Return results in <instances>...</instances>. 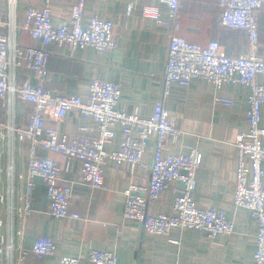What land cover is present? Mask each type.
I'll list each match as a JSON object with an SVG mask.
<instances>
[{"label":"crops","instance_id":"1","mask_svg":"<svg viewBox=\"0 0 264 264\" xmlns=\"http://www.w3.org/2000/svg\"><path fill=\"white\" fill-rule=\"evenodd\" d=\"M74 2L53 0L52 10L57 22L69 16ZM131 3L134 7L129 13ZM146 3L156 4V1L88 0L86 15L97 14L114 22L118 48L98 51L93 46L71 48L50 44L47 75L41 78L19 67L17 82L28 76L33 84H41L54 94L84 96L92 78L119 82L122 95L118 107L136 108L143 116H150L163 91L171 33L169 28L142 17L140 6ZM41 5L39 0H18L14 7L15 23L23 22L26 7ZM0 9L4 20L10 19L11 5L7 0H0ZM163 14L167 15V11ZM178 15L176 35L200 44L215 39L228 54L247 52L246 31L222 24L219 0H181ZM256 15L260 53L264 57V5ZM16 38L24 45L38 43L25 31H17ZM258 80L264 82V74L259 75ZM247 94V88L226 84L219 95L231 98L232 106L214 105L212 83L205 78H195L189 87L173 85L163 98L176 126L182 130L177 140L165 142L164 151L175 154L197 148L202 160L196 174L194 200L203 208H223L226 216L235 222L232 234H219L214 238L198 230L179 228L173 229L169 236L150 234L143 231L139 221L124 217V189L131 179L147 183L148 169L137 166L129 174L128 164L116 168L114 162L108 160L104 168L106 189H93L79 178V162L42 148L38 149L40 155L51 156L62 164L70 161L63 179L74 183L70 208L81 217L69 219L51 215L46 188L39 179L33 191L32 214L23 215L29 142L4 130L0 136V264H59L61 255H85L90 248L115 251L119 264H253L256 219L250 211L233 205L238 155L235 141L245 128ZM32 109L16 95L0 98V120L13 126L26 124ZM46 120L69 136L78 134V125L89 123L77 111L61 120L49 116ZM261 124L264 126V106ZM114 130L112 142L105 146L110 151L119 148L122 138L121 127L115 126ZM153 150L151 140L143 156L145 161L151 160ZM180 185L179 181L172 182L150 206L151 212L172 213ZM40 235L56 241V253L43 258L32 253L22 256ZM82 264L92 263L83 260Z\"/></svg>","mask_w":264,"mask_h":264},{"label":"built area","instance_id":"2","mask_svg":"<svg viewBox=\"0 0 264 264\" xmlns=\"http://www.w3.org/2000/svg\"><path fill=\"white\" fill-rule=\"evenodd\" d=\"M11 5L10 19L3 18L0 9V98L18 96L32 106V112L21 126H13L0 120V136L8 129L20 139L29 142V158L25 174V190L22 195L21 213L32 214V197L36 179L45 185L51 215L79 219L71 210L70 201L74 183L63 179V172L70 161L62 164L51 156L38 153L42 148L79 162V178L93 189H106L105 166L112 160L116 168L129 165V174L139 166L149 170L147 183L130 180L124 189L126 219L139 221L143 231L169 236L175 228L198 230L214 238L219 234L230 235L235 222L226 216L223 208H203L194 200L196 174L202 154L197 148L179 153H166L165 142L177 140L182 130L176 126L164 97L173 85L189 87L195 78H205L214 88V105L232 106L231 98L219 95L226 84H237L248 89L245 128L236 136L237 167L233 205L251 212L257 222L256 250L253 264H264V126L261 124L264 106V82L258 80L264 74V57L260 53L259 25L256 11L264 0H219L221 22L225 26L243 29L247 33L248 49L240 55L228 54L221 44L209 40L206 44L190 42L176 35L179 28L178 11L181 0H155L156 4L140 6L143 18L169 28L171 38L168 59L163 74V91L150 116H143L133 108L118 107L122 86L119 82L92 78L87 94H54L41 84H33L30 77L19 83L16 70L24 67L38 77L48 73L51 51L48 45L86 48L98 51L118 48L114 34V22L97 14L86 15L88 0H75L70 14L57 22L52 10L53 0H39L41 6H28L23 22L15 23L14 7L18 0H7ZM134 5H128L130 13ZM167 11V15L163 11ZM7 28V29H6ZM17 31H26L38 43L24 45L16 38ZM77 111L89 123L78 125V134L69 136L47 123V116L61 120ZM115 126H120L122 138L117 150L106 149L115 136ZM154 150L149 162L143 156L150 141ZM174 181L181 182L176 189L172 213H153L150 206L158 201L165 189ZM175 242V240H173ZM56 241L40 235L22 256L32 253L38 258L54 255ZM119 264L113 250L90 248L85 255L64 254L59 264Z\"/></svg>","mask_w":264,"mask_h":264},{"label":"trees","instance_id":"3","mask_svg":"<svg viewBox=\"0 0 264 264\" xmlns=\"http://www.w3.org/2000/svg\"><path fill=\"white\" fill-rule=\"evenodd\" d=\"M26 32V31H25ZM28 33V32H27Z\"/></svg>","mask_w":264,"mask_h":264}]
</instances>
